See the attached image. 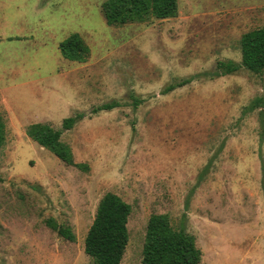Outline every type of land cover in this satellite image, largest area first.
I'll return each instance as SVG.
<instances>
[{"label": "rangeland", "instance_id": "rangeland-1", "mask_svg": "<svg viewBox=\"0 0 264 264\" xmlns=\"http://www.w3.org/2000/svg\"><path fill=\"white\" fill-rule=\"evenodd\" d=\"M105 1L0 0V264H91L84 239L107 193L131 208L121 264H140L152 215L183 225L201 264H264V119L247 112L264 103V71L214 76L240 64L264 0H177L172 18L110 27ZM72 34L90 49L83 63L60 55ZM78 115L60 141L86 170L26 136Z\"/></svg>", "mask_w": 264, "mask_h": 264}, {"label": "trees", "instance_id": "trees-1", "mask_svg": "<svg viewBox=\"0 0 264 264\" xmlns=\"http://www.w3.org/2000/svg\"><path fill=\"white\" fill-rule=\"evenodd\" d=\"M101 11L105 24L109 27L144 23L150 19L164 20L174 17L177 12V0H107L101 5ZM58 49L61 57L70 62L83 63L90 55V49L78 34L70 35L59 44ZM240 54V64L219 62L216 66L218 72L214 76L230 75L240 68L252 74L262 73L264 27L242 35ZM186 83L188 81L182 82L180 86ZM173 89L174 86H169L163 93H169ZM134 105L137 106L138 102ZM117 107L115 103L107 104L96 108L92 113L111 111ZM258 108L263 123L264 103H261L260 99L253 101L247 112ZM81 119V115L64 119L61 130H53L39 123L32 124L26 128V136L62 163L86 170L87 166L75 164L69 147L60 141L62 131L70 130ZM5 131V120L0 114V149L5 142ZM261 141L263 142V136ZM261 162L263 163L262 159ZM130 214V206L117 195L107 193L101 198L84 239V254L91 260V264H121L129 239L127 222ZM46 225L64 240L75 241V236L69 228L57 224L52 219L47 220ZM201 259V250L183 225L174 229L166 215L150 216L140 264H201Z\"/></svg>", "mask_w": 264, "mask_h": 264}]
</instances>
